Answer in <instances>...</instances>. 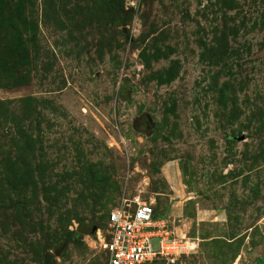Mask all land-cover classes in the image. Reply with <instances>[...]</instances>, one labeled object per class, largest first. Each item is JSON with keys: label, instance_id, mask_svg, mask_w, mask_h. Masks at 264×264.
I'll return each instance as SVG.
<instances>
[{"label": "rangeland", "instance_id": "374dc122", "mask_svg": "<svg viewBox=\"0 0 264 264\" xmlns=\"http://www.w3.org/2000/svg\"><path fill=\"white\" fill-rule=\"evenodd\" d=\"M136 198L264 264V0H0V264H104Z\"/></svg>", "mask_w": 264, "mask_h": 264}, {"label": "built area", "instance_id": "2783aa9c", "mask_svg": "<svg viewBox=\"0 0 264 264\" xmlns=\"http://www.w3.org/2000/svg\"><path fill=\"white\" fill-rule=\"evenodd\" d=\"M107 219L101 237L104 264H175L194 249V242L176 237L169 217L156 213L152 201L136 198L113 208Z\"/></svg>", "mask_w": 264, "mask_h": 264}, {"label": "water", "instance_id": "95a60500", "mask_svg": "<svg viewBox=\"0 0 264 264\" xmlns=\"http://www.w3.org/2000/svg\"><path fill=\"white\" fill-rule=\"evenodd\" d=\"M149 122H150V123H149ZM148 123H149V125H148ZM141 126H142V127H141ZM141 126H140L139 129H140V130H144V131H146L147 133H148L150 130L153 129V125H152L150 119H147L144 123L141 124ZM149 129H150V130H149ZM147 130H149V131H147ZM96 229H97V227H94V228L92 229V232H94Z\"/></svg>", "mask_w": 264, "mask_h": 264}, {"label": "bare ground", "instance_id": "6f19581e", "mask_svg": "<svg viewBox=\"0 0 264 264\" xmlns=\"http://www.w3.org/2000/svg\"><path fill=\"white\" fill-rule=\"evenodd\" d=\"M180 234H181V236H182L183 238H185L186 234H182V233H180ZM191 245H192V244H191ZM192 246H194V244H193Z\"/></svg>", "mask_w": 264, "mask_h": 264}, {"label": "trees", "instance_id": "16d2710c", "mask_svg": "<svg viewBox=\"0 0 264 264\" xmlns=\"http://www.w3.org/2000/svg\"><path fill=\"white\" fill-rule=\"evenodd\" d=\"M156 213H158L157 211H156ZM155 264V263H154Z\"/></svg>", "mask_w": 264, "mask_h": 264}]
</instances>
